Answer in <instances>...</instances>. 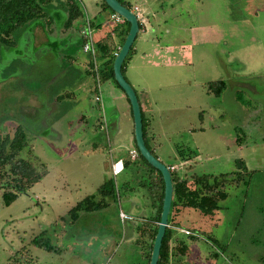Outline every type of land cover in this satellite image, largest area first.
Returning <instances> with one entry per match:
<instances>
[{
    "label": "rangeland",
    "instance_id": "obj_1",
    "mask_svg": "<svg viewBox=\"0 0 264 264\" xmlns=\"http://www.w3.org/2000/svg\"><path fill=\"white\" fill-rule=\"evenodd\" d=\"M119 1L146 19L123 75L146 102L147 145L176 167V177L216 179L226 193L209 216L179 211L176 225L191 232L176 233L187 246L180 264H264V0ZM76 2L82 15L73 28L83 30L86 12L94 41L118 26L103 0ZM46 10L57 31L64 19L52 11L60 7ZM26 30L16 33V46L0 47V137L24 132L18 158L41 179L9 206L0 189V264H140L134 237L142 233L145 258L151 231L144 205L154 175L144 167L114 177L105 166L115 151L134 147L129 100L111 79L99 78L96 90L78 46L67 53L76 60L56 62L46 45L25 42ZM214 82L224 84L219 94ZM108 179L107 206L72 222L68 211ZM119 208L132 220L120 221ZM42 231L51 251L32 243Z\"/></svg>",
    "mask_w": 264,
    "mask_h": 264
},
{
    "label": "trees",
    "instance_id": "obj_2",
    "mask_svg": "<svg viewBox=\"0 0 264 264\" xmlns=\"http://www.w3.org/2000/svg\"><path fill=\"white\" fill-rule=\"evenodd\" d=\"M119 2L128 8L127 5L123 4L121 1ZM53 5L63 8L67 14V18L63 25L64 30L70 29L74 21L82 15L81 8L77 4L76 0H0V47L3 46L9 48L16 46L18 37L16 33L18 31L20 32V30L23 32L29 25L38 20L43 22L46 31L50 33L52 30L51 26L53 24V18L46 9L53 7ZM101 6L103 9H108L111 15L115 14L106 5L104 0ZM122 24L125 28L120 43L124 41V38L129 31V23L123 19ZM117 29L118 27L113 29L112 33H109L106 38L95 42V47L97 51L98 77L102 80L111 79L116 86L119 87L114 80L112 68L115 56L119 52L112 38V35L114 36ZM83 45L84 38L82 37L80 43L78 44V49L80 48L82 50ZM131 49L132 46L130 51ZM126 60L127 57L122 64V71L125 67ZM86 72L90 75L92 74L95 78V72L92 69L90 59ZM209 86H215L216 93L218 94L224 89V84L222 82L210 83ZM141 117L145 145L153 154L146 143L142 112ZM26 145L25 134L19 128H17L11 137L7 135L5 137H0V189L3 191L2 200L6 206H9L12 202H14L18 195L25 192L30 185L40 181L41 179V175L36 173L31 163L18 158L19 153L26 147ZM134 147L138 152V157L131 160L133 165L140 166V168L147 167L152 172V175L154 176H151V178L148 176V189H150L151 192L154 189H157V186L159 188L157 211L156 216L154 217L156 224L149 228V231H151L149 238L150 242L149 246H146L148 252L147 255H145V264H149L153 241L160 220L164 195V183L160 172L152 168L139 154L135 140ZM124 165L128 167V161L125 160ZM5 167H8V171L6 173L10 177L8 180L1 181L2 177L5 175L3 174L2 176V171ZM174 172H171L173 196L170 213L168 215V225H173V217L176 216L180 210L192 209L204 216H209L217 210L218 202L226 198V193L222 190L223 184L216 179L210 180V178L206 176H193L192 180L188 181V179L176 177ZM111 184L110 179L106 180L96 189L95 194L89 195L76 203L67 213L70 220L74 222L83 213H89L105 208L107 206V199L112 198ZM63 218L64 217H60L59 219ZM138 232L139 234H142L140 231ZM172 239V232L167 227L162 238L157 264H176L177 262L180 264L179 259L187 252V246L182 241H179V239L173 241L174 243L171 246L170 243ZM32 243L33 245L47 251H51L53 249L46 237V231H42L39 235L34 237Z\"/></svg>",
    "mask_w": 264,
    "mask_h": 264
},
{
    "label": "crops",
    "instance_id": "obj_3",
    "mask_svg": "<svg viewBox=\"0 0 264 264\" xmlns=\"http://www.w3.org/2000/svg\"><path fill=\"white\" fill-rule=\"evenodd\" d=\"M101 8H102V6H101ZM52 12H53V15H55L54 17H58V15H59L61 18L64 19L63 23L61 25V28L58 29L57 31H56V29H52L51 32L48 33L46 31L44 25H43V22H39L38 21V22L32 23L31 25H29V27L26 28L27 30L24 32V33L28 34V38H29V40L28 41L26 40L25 42H28L30 45L32 44L33 48L39 47L40 45H46L47 47H49L48 51H50V53L54 54L56 62H59V60H61V63H62L63 62V57H66L68 60H70V59L71 60H76L75 59L76 56L74 55V53H71L70 55H67V53H68V51L70 49H72L75 46H78V44L80 43V41L82 39L81 38L82 31L80 30L81 28H79V29L75 28L74 29L73 28L74 26L72 25V27L70 29L64 30L63 29V25H64V22H65V20L67 18V14H66L65 10L63 8H60V11L54 10ZM111 16L112 15L109 14L110 18H111ZM51 17H53V16L51 15ZM145 21H146V19H145ZM116 24H118V23H116ZM117 27H118V29L115 31L114 36L112 35V38L114 40L116 48L119 50L121 48L123 42H124L123 41L122 43H120V40H121V38L123 36L122 34L124 32L125 26L122 23H119ZM143 29L145 30V27ZM112 31L110 33H112ZM29 34H30V37H29ZM38 36L40 38L37 40L36 37H38ZM99 40H101V39H99ZM99 40H97V41H99ZM124 40H125V38H124ZM97 41H94V42H97ZM132 48H133L132 50H134V45L132 46ZM78 50H79L80 53L84 54L80 48ZM131 52H133L132 56H131V58H132L133 55L135 54V50L134 51H129V53H131ZM129 53L127 55V59H128ZM45 54L46 53L44 52L42 57H41V59L42 60L45 59L46 62H43V63L47 64V63H49V61L51 59H49L50 56L49 57L48 56H44ZM85 56H86V59H85L83 64H84L85 71H87L89 59H88L87 55H85ZM125 69H123V71H127V68H125ZM123 71H122V73H123ZM90 76H92V74ZM138 102H139V100H138ZM139 104H140V109H141V112H142V115H143V111L146 112V110H147L146 102L144 100V102L142 104H141V102H139ZM29 112H30V110L27 109V110L24 111V114L26 116H28V117L34 115V113L29 114ZM131 144L134 145V135H133V138L131 139ZM131 149H135V147H133L131 145L129 150H131ZM150 149H151V151L153 153H155L156 150L153 147H150ZM128 151L127 152H120V151L117 150V151H115V154L110 157V161L108 163L106 162L105 166H106V168L109 169V171H111L112 163L118 162V167H120V165L123 166V170L121 171V173H119L118 175H115L114 177L119 176V175H121V174H123L126 171L131 170V169H136V170L140 169V171L143 170V167L140 168V166L133 165V162L131 161V159H130V157L128 155ZM125 160L128 161V163H129L128 167H126L124 165ZM182 163L185 164V163H187V161L184 160ZM111 174H112V171H111ZM148 190H146V197H145L146 202H145L144 206H145V211L147 212V215H148L149 220H150L149 221V225H148L149 228H150L151 226L156 224V222L154 221L155 220L154 217L156 216V211H157L159 188L157 186V189H154L152 192L150 191V189H148ZM119 210H122V209L119 208ZM119 210H118V213H119ZM177 215L173 217L174 218L173 225H170V227H168L170 229V231L172 232V235H173V239L171 240V243H170L171 246L174 243L173 241L178 240V237L176 235L177 230L175 229L176 227H178L176 225V217H177ZM149 228H148V230H149ZM135 232H136V236L134 237L135 243H137L139 245V247H140L139 248V250H140V258H141V263L140 264H144V262H145L144 251H143L144 250V248H143L144 245H141L140 243H138V242H141L140 241V235H139V232L137 230ZM141 240L146 241L147 237L144 236L143 238H141ZM176 264H178V262Z\"/></svg>",
    "mask_w": 264,
    "mask_h": 264
},
{
    "label": "water",
    "instance_id": "obj_4",
    "mask_svg": "<svg viewBox=\"0 0 264 264\" xmlns=\"http://www.w3.org/2000/svg\"><path fill=\"white\" fill-rule=\"evenodd\" d=\"M106 5L117 15L121 16L126 22L129 23V31L125 37V40L116 54L113 61V75L117 85L124 92L129 100L133 123H134V140L139 154L144 160L154 169L160 172L164 183V195L162 201V209L160 213V220L158 223V229L154 237L153 246L150 254L149 264H157L159 259V253L162 243V238L165 233V229L168 227V215L170 213L172 196H173V184L171 181V173L163 163H161L146 147L143 138V124L141 117L140 104L138 102L137 95L131 85L126 81L122 73V64L127 57L131 46L139 32V24L136 16L123 6L118 0H104Z\"/></svg>",
    "mask_w": 264,
    "mask_h": 264
},
{
    "label": "built area",
    "instance_id": "obj_5",
    "mask_svg": "<svg viewBox=\"0 0 264 264\" xmlns=\"http://www.w3.org/2000/svg\"><path fill=\"white\" fill-rule=\"evenodd\" d=\"M130 11L136 16L138 24L140 26V29H141V27L144 28L146 21H145V18L143 17V15L141 14L139 8L135 6L133 9H130ZM83 19H84V21H83V23H84L83 27L84 28L82 30V36L84 38V45L82 47V52L85 53L86 55H88V57L92 63V69L95 72V79L97 80L96 90L99 91L100 90V84H99V77L97 74V71H98L97 51H96V47H95V42L92 38V29H91V25H90V20H89V17L87 16L86 12L84 13ZM111 19L115 23H122L123 22V18L117 14H113L111 16ZM94 100L97 103L101 102L100 95H96ZM128 155H129L131 160H134L138 157V152L135 149H131L128 151ZM167 169L169 170L170 173L176 171L175 166H167ZM122 170H123V166L120 165V167H118V162L113 163L111 165V171H112L113 176L118 175L119 173H121ZM118 217H119L120 221H122V222H124L126 220H132V217L128 213H126L122 210H119ZM168 227H170V225H168ZM175 229L177 231L185 234V235H191V232L189 230L179 229L178 227H176Z\"/></svg>",
    "mask_w": 264,
    "mask_h": 264
}]
</instances>
